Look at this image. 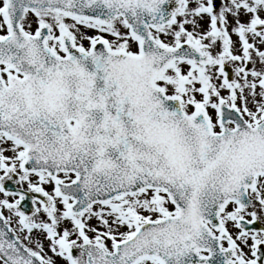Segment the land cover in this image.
Masks as SVG:
<instances>
[{
    "label": "snow or ice",
    "instance_id": "6c2138e0",
    "mask_svg": "<svg viewBox=\"0 0 264 264\" xmlns=\"http://www.w3.org/2000/svg\"><path fill=\"white\" fill-rule=\"evenodd\" d=\"M0 264H264V0H0Z\"/></svg>",
    "mask_w": 264,
    "mask_h": 264
},
{
    "label": "water",
    "instance_id": "95a60500",
    "mask_svg": "<svg viewBox=\"0 0 264 264\" xmlns=\"http://www.w3.org/2000/svg\"><path fill=\"white\" fill-rule=\"evenodd\" d=\"M7 187H8V188H13V186H12L10 183L7 185ZM24 207H25V209L27 210V208H29L30 205H29V204H25Z\"/></svg>",
    "mask_w": 264,
    "mask_h": 264
},
{
    "label": "flooded vegetation",
    "instance_id": "af4514ba",
    "mask_svg": "<svg viewBox=\"0 0 264 264\" xmlns=\"http://www.w3.org/2000/svg\"><path fill=\"white\" fill-rule=\"evenodd\" d=\"M13 185V184H12ZM14 186V185H13Z\"/></svg>",
    "mask_w": 264,
    "mask_h": 264
},
{
    "label": "rangeland",
    "instance_id": "374dc122",
    "mask_svg": "<svg viewBox=\"0 0 264 264\" xmlns=\"http://www.w3.org/2000/svg\"><path fill=\"white\" fill-rule=\"evenodd\" d=\"M83 30V29H82Z\"/></svg>",
    "mask_w": 264,
    "mask_h": 264
}]
</instances>
